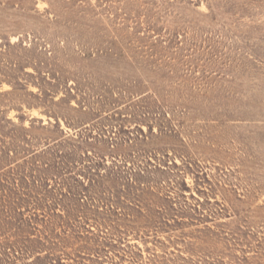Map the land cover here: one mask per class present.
<instances>
[{
	"label": "rangeland",
	"instance_id": "374dc122",
	"mask_svg": "<svg viewBox=\"0 0 264 264\" xmlns=\"http://www.w3.org/2000/svg\"><path fill=\"white\" fill-rule=\"evenodd\" d=\"M48 218L62 264H264V0H0V264Z\"/></svg>",
	"mask_w": 264,
	"mask_h": 264
},
{
	"label": "trees",
	"instance_id": "16d2710c",
	"mask_svg": "<svg viewBox=\"0 0 264 264\" xmlns=\"http://www.w3.org/2000/svg\"><path fill=\"white\" fill-rule=\"evenodd\" d=\"M70 189H72V187H70ZM69 192H72V190H70ZM37 203H39V202H37ZM37 203L35 204L36 207H34V209L35 210H38V209L42 210V208H40L41 206H39ZM111 205L113 206V204H111ZM128 205L131 206L132 202L129 203ZM138 206H139V204H138ZM42 211H44V210H42ZM56 213H58V217H61V218H65V217L66 218H70V217H72V213L68 212L67 209H63L61 212L56 211ZM45 223H46V225L44 227L45 230H43L42 233L44 234V236L46 238V241H45L46 243L44 242V244H43V241H42L44 239V236L43 237L40 236V237H38V239H35V240L37 241L36 242L37 244L39 243L40 245H42V246H38L39 247L38 249H42L43 245L45 247V245H49L50 244V248H49L50 252L48 250L45 251L46 253H45V256L43 257L42 253H41L43 250H41V251L38 252L39 255L37 256V258L38 259H43L44 258L45 259V261L43 262L44 264H55L56 262H58V259L56 260V259H54L52 257L54 256V254H56V252H58V246L57 245H58V243H61L65 239V236H62V238H61V236H58L55 233V230L53 228L50 229V227H53L55 225L54 223H56L54 221V219L52 220L51 218H48V219L45 220ZM48 229H49V231H48ZM105 239H106V237H105ZM140 256L142 257L141 252H140ZM58 263L62 264L61 261H59ZM138 264H142V262H139Z\"/></svg>",
	"mask_w": 264,
	"mask_h": 264
}]
</instances>
